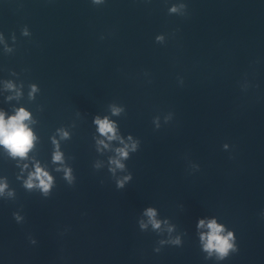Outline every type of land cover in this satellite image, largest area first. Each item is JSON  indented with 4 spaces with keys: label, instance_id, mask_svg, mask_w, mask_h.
<instances>
[{
    "label": "clouds",
    "instance_id": "clouds-1",
    "mask_svg": "<svg viewBox=\"0 0 264 264\" xmlns=\"http://www.w3.org/2000/svg\"><path fill=\"white\" fill-rule=\"evenodd\" d=\"M96 2L98 3L99 0H96ZM172 11H175V8H173ZM9 87H11V85H9ZM33 90H35V88ZM119 111L120 109L113 108L114 114H117ZM29 118L30 113L23 108L17 110L14 116H10L7 119H5V114L0 112V145L6 148L13 156L23 158L32 147L34 137L31 130L25 123V121ZM95 123L98 125V130L101 135H106L109 140L117 138L115 125L107 118L103 120L97 118ZM100 143H103V141ZM105 147H107V145H105ZM132 149L135 150V145H132ZM116 151L120 157L127 158V146H125V148H119ZM54 159L59 161L61 159V155L57 153L54 156ZM111 162L118 168L122 169L124 167V165L120 163L119 159H114ZM34 176L39 180V187H41L44 193L47 194L49 188L51 187L52 178L39 167L36 168ZM130 178L131 177H126L125 179L127 180ZM117 186L123 187V182H118ZM5 187L6 185H0V193L3 192ZM26 187H33L31 178L26 183ZM145 214L149 217L153 227L159 229L160 222L155 219V210L149 208ZM141 227L143 228L145 225L141 223ZM199 227H207L208 229L206 234H201L200 239L203 242L204 250L210 255L215 252L218 254V258L223 259L228 255L230 250H234V244L232 243L233 234L228 232L227 235H224V226L218 224L215 219L208 221L206 225L205 222L201 220L199 222ZM173 242L179 243V240Z\"/></svg>",
    "mask_w": 264,
    "mask_h": 264
}]
</instances>
